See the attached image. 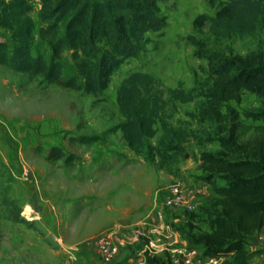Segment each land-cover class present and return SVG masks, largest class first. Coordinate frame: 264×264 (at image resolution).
I'll return each instance as SVG.
<instances>
[{
  "label": "rangeland",
  "instance_id": "1",
  "mask_svg": "<svg viewBox=\"0 0 264 264\" xmlns=\"http://www.w3.org/2000/svg\"><path fill=\"white\" fill-rule=\"evenodd\" d=\"M221 1H160L166 26L161 32L147 33L148 42L138 56L126 59L98 95L47 83L38 76L30 78L0 65V264H102L99 255L82 248L86 241H94L107 231L125 238L124 232L131 233L143 220L157 221L154 210L175 180L197 187L198 204L195 214L166 215L169 238L197 245L203 254L202 244L193 241L192 235L209 231V220L218 208L213 205L214 191L201 179L198 153L219 149L217 141L207 140L220 134L219 127L191 115L203 101L202 96L181 103L171 99L167 90L181 82L185 89L198 92L210 82L206 59L194 55L187 39L190 35L208 50L264 57L263 18H259L254 31L242 35L229 31L214 35L208 22L194 27L197 15H212ZM39 9V1L33 0L31 52L49 60L52 50L40 33L43 22ZM0 40H8V32L1 27ZM58 60L65 77L76 73L69 48L62 50ZM133 72L154 79L153 85L142 86V91L158 92L164 99L161 116L166 123L190 133L180 139L191 152L190 157H177L159 166L151 148L163 135L159 123L154 136L146 137L137 152L127 145L119 130H112L123 119L116 90ZM228 104L243 123L251 126L250 133L261 124V120L247 116L261 107L256 93L244 90L239 102ZM79 135L95 136L97 140L79 143L70 139ZM53 146L61 147L65 156L47 159ZM68 154L74 157L66 159ZM215 180L217 185H224L222 179ZM109 225L116 226L108 230ZM142 240L145 243L144 236ZM244 252L247 264H264V228L245 241Z\"/></svg>",
  "mask_w": 264,
  "mask_h": 264
},
{
  "label": "trees",
  "instance_id": "2",
  "mask_svg": "<svg viewBox=\"0 0 264 264\" xmlns=\"http://www.w3.org/2000/svg\"><path fill=\"white\" fill-rule=\"evenodd\" d=\"M32 1L0 0V27L8 32V40H0V65L30 78L38 76L44 82L93 95L108 87L111 76L126 59L138 56L148 42V32H161L166 26V17L159 8L162 0H38L43 22L40 33L52 50L51 58L46 60L31 52ZM209 1L213 4V0ZM259 18L264 19V0H222L212 15H197L193 25L198 29L208 22L214 35L224 31L242 35L254 31ZM187 39L194 47V55L206 59L210 82L198 92L185 89L181 82L167 91L171 99L181 103L202 96L203 101L191 115L198 121L216 124L220 132L207 139L218 142L217 151L198 153L201 179L214 191L213 205L218 211L209 220V231L192 235V240L202 244L203 255L222 257L223 264H247L244 243L264 228V57L252 53L227 55L205 49L193 35ZM64 48L71 50L75 65L76 73L69 77L63 75L58 60ZM153 82L150 75L142 72H133L123 80L116 90L123 119L112 130H119L127 145L137 152L146 137L154 136L159 123L163 135L151 148L159 166L164 167L177 157L191 156L180 141L190 133L166 123L161 116L164 99L158 92L142 91V86ZM244 90L261 98L260 109L247 113L252 120H261L251 133V126L243 123L228 104L239 102ZM96 138L70 137L79 143ZM64 156L61 147L53 146L46 157ZM72 157L68 154L66 159ZM216 177L224 185H217ZM147 260L149 264H168L153 257Z\"/></svg>",
  "mask_w": 264,
  "mask_h": 264
},
{
  "label": "built area",
  "instance_id": "3",
  "mask_svg": "<svg viewBox=\"0 0 264 264\" xmlns=\"http://www.w3.org/2000/svg\"><path fill=\"white\" fill-rule=\"evenodd\" d=\"M192 189H187L184 183L180 180H175L170 183L166 189L161 205L155 208L154 216L159 221L158 226L146 227V229L135 232L137 237L145 238L142 254L144 260H139L137 264H147V257L161 256L168 264H201L200 258L205 256L200 253L196 247L185 245L172 241L170 239L169 224L164 221L166 215L172 216L179 212H195V205L191 201L190 192ZM149 221L144 222L148 224ZM115 234V235H114ZM262 239V238H261ZM99 256L104 262H110L117 255L119 249L125 245L124 237L116 236L113 231L103 232L97 235L94 239ZM206 257L204 264H220L222 257L214 258Z\"/></svg>",
  "mask_w": 264,
  "mask_h": 264
},
{
  "label": "crops",
  "instance_id": "4",
  "mask_svg": "<svg viewBox=\"0 0 264 264\" xmlns=\"http://www.w3.org/2000/svg\"><path fill=\"white\" fill-rule=\"evenodd\" d=\"M2 160L7 162V163L10 162V159L7 157H3ZM184 185L187 189H192L189 196L191 197L192 203L196 207L197 201H195V199H196V195H195L196 191L195 190L197 189V187L195 185H192V184L189 185L185 182H184ZM197 204H198V202H197ZM195 211H196V209H195ZM176 219H178V217ZM144 222L145 221L143 220V222H141L140 225H138L139 227H137L136 229H132L131 233L127 234L124 232L125 238H126V243L124 246H122L119 249V251H118L117 255L115 256V258L113 259L112 263H111V261L110 262H104L98 256V258L101 260L102 264H137L139 260H142V259L144 260V255L142 254V250H143V246L145 243L142 242L143 240H142L141 236L137 237L135 232L138 230H142L145 227L158 226V224H159L158 221H156L154 218H152L151 221L145 227H144ZM115 226L116 225H112V226L109 225V226H107L108 228L107 227L106 228L109 230ZM121 231H123V230H121ZM176 236H179V240H180V238H182L181 234H178V232H177ZM92 239L87 240L84 247H82V248L84 250L90 252V253L99 255L97 245ZM181 243L184 244L185 242L181 241ZM185 245L194 246L193 244H187V243ZM195 246H197V245H195ZM153 258H155L159 261H164V259L161 256H155ZM225 259H229V257H225ZM146 263L149 264L147 259H146ZM200 263L201 264L206 263V257L205 256L200 258ZM195 264H198V263H195ZM220 264H222V263H220Z\"/></svg>",
  "mask_w": 264,
  "mask_h": 264
}]
</instances>
